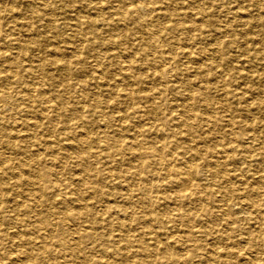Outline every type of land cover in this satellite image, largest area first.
Returning a JSON list of instances; mask_svg holds the SVG:
<instances>
[{"label":"rangeland","instance_id":"rangeland-1","mask_svg":"<svg viewBox=\"0 0 264 264\" xmlns=\"http://www.w3.org/2000/svg\"><path fill=\"white\" fill-rule=\"evenodd\" d=\"M0 91V264H264V0H0Z\"/></svg>","mask_w":264,"mask_h":264},{"label":"bare ground","instance_id":"bare-ground-1","mask_svg":"<svg viewBox=\"0 0 264 264\" xmlns=\"http://www.w3.org/2000/svg\"><path fill=\"white\" fill-rule=\"evenodd\" d=\"M7 1V0H6ZM227 2V1H226ZM7 3V2H6ZM261 3V2H260ZM6 5V4H5ZM147 5H145L142 2L137 3L134 6V9L136 11H142L145 10L147 7ZM102 13V12H101ZM74 15V14H73ZM28 17V16H27ZM26 17V18H27ZM23 19V18H22ZM29 25V24H28ZM120 25V24H119ZM162 27V26H161ZM147 28V27H146ZM163 28V27H162ZM216 29V27H215ZM254 32V31H253ZM255 33V32H254ZM188 35V34H187ZM152 36V35H151ZM79 46V45H78ZM165 52V51H164ZM50 54V53H49ZM74 54V53H73ZM63 56V55H62ZM208 56V55H207ZM210 57V56H209ZM62 58V57H61ZM123 61V60H122ZM124 62V61H123ZM164 62V61H163ZM163 64V63H162ZM161 65V64H160ZM159 68V67H158ZM17 69V68H16ZM31 71V70H30ZM41 75V74H40ZM36 78V77H35ZM33 80V79H32ZM22 82V81H21ZM197 82V81H196ZM25 83V82H24ZM197 85V84H196ZM205 85V84H204ZM241 86V85H240ZM202 90V89H201ZM1 92V91H0ZM129 92V91H128ZM150 96V95H149ZM139 110V109H137ZM6 113V112H5ZM190 114V113H189ZM166 115V114H165ZM8 117V116H7ZM191 119V118H190ZM123 120V119H122ZM230 121V120H229ZM231 122V121H230ZM229 126V125H228ZM133 130V129H132ZM138 130V129H137ZM164 132V131H163ZM122 133V132H121ZM139 133V132H138ZM82 137V136H81ZM84 137V136H83ZM159 142V141H158ZM80 148V147H79ZM119 151V149H118ZM131 154L132 156H140L141 158L144 157L146 153V151H144L143 149L136 147L133 148L131 150ZM152 155L154 157V159L156 160V163L159 164V170H163L167 179L172 180L176 185L177 188L179 190L180 193H182L183 195H185L186 197H195V191L197 189L196 187V183L192 180L189 171L192 170V167L184 164L181 167H177L175 168L172 165V160H173V153H169V151L166 149L165 144H161L160 149H156L154 152H152ZM8 156V155H7ZM180 157V156H179ZM8 158V157H7ZM226 169V168H225ZM77 172V171H76ZM226 173V172H225ZM56 175V174H55ZM152 177V176H151ZM167 180V181H169ZM136 184V183H135ZM248 185V184H247ZM241 186V185H240ZM130 187V186H128ZM196 187V188H195ZM58 188V187H57ZM148 188V187H147ZM195 188V189H194ZM135 189V188H134ZM194 189V190H193ZM214 190V189H213ZM160 192V191H159ZM172 192V191H171ZM264 194V190L259 191L258 189H254L253 191H251L250 193H248V195L246 194V196H251L254 195V197L256 196V199L252 200L251 205L254 206L255 203L258 204V200L259 197L261 195ZM179 194H170L169 196H167L166 198H168L167 200H176L178 199ZM230 199V198H229ZM21 202V201H19ZM23 202V201H22ZM244 202V201H243ZM111 203V202H110ZM250 204V203H249ZM179 205V204H178ZM191 206V205H190ZM246 206V205H245ZM248 208V207H247ZM155 209V208H154ZM103 210V209H102ZM181 210V209H180ZM104 212V211H103ZM112 214V213H111ZM166 214V213H165ZM236 214V213H235ZM264 218V217H263ZM221 220V219H220ZM103 224V223H102ZM48 226L49 224H42V223H37L34 224L33 227L38 230V231H42V229L45 228V226ZM44 235H46L45 233H43ZM260 237V236H259ZM239 243V242H238ZM242 243V242H241ZM51 243H45L42 247L38 248L39 252H42L43 254H51L52 251H50V246ZM99 248V247H98ZM214 251V250H213ZM174 256V255H173ZM233 256V255H232ZM249 256V255H248ZM59 258V257H58ZM174 258V257H173ZM175 258H177V260L179 261H184L186 260V257L181 254V255H177ZM207 261V260H206ZM253 261V260H251ZM31 262V261H30ZM244 263V262H243ZM206 264V263H205Z\"/></svg>","mask_w":264,"mask_h":264}]
</instances>
